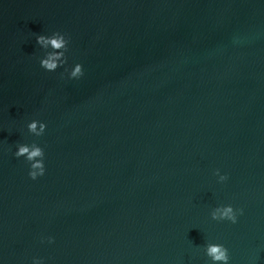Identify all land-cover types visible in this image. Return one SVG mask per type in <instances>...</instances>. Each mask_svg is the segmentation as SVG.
I'll use <instances>...</instances> for the list:
<instances>
[{"label": "water", "instance_id": "1", "mask_svg": "<svg viewBox=\"0 0 264 264\" xmlns=\"http://www.w3.org/2000/svg\"><path fill=\"white\" fill-rule=\"evenodd\" d=\"M209 243L264 264V0H0V264H212Z\"/></svg>", "mask_w": 264, "mask_h": 264}, {"label": "clouds", "instance_id": "2", "mask_svg": "<svg viewBox=\"0 0 264 264\" xmlns=\"http://www.w3.org/2000/svg\"><path fill=\"white\" fill-rule=\"evenodd\" d=\"M36 43L42 48H46L47 45L51 46L52 51H46L43 58L40 59V66L46 71H55L58 67L63 66L66 63L65 52L68 50V39L60 32H53L51 36L37 35ZM63 49V51H54ZM68 78H79L83 75L82 66L77 63L71 71H68ZM46 125L43 122L33 120L27 124L28 132L35 136H41L45 131ZM17 150L14 153L16 158L24 157L26 162L29 163L30 170L28 176L30 179L35 180L38 176L44 175V151L37 144L32 143L31 145L18 144ZM218 176V181L223 182L227 180L226 175H220L219 170L214 173ZM243 214V209H233L231 205H223L214 208L210 215L213 220L223 221L227 220L231 223L237 222V215ZM48 242L52 243V238H48ZM205 255L210 258L212 264H228L229 253L228 249L221 244L209 243L206 245ZM33 264H42V260L33 259Z\"/></svg>", "mask_w": 264, "mask_h": 264}]
</instances>
